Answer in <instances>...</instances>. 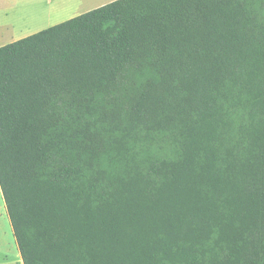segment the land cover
I'll return each mask as SVG.
<instances>
[{
	"label": "trees",
	"instance_id": "obj_1",
	"mask_svg": "<svg viewBox=\"0 0 264 264\" xmlns=\"http://www.w3.org/2000/svg\"><path fill=\"white\" fill-rule=\"evenodd\" d=\"M0 189L24 264H264V0H117L0 47Z\"/></svg>",
	"mask_w": 264,
	"mask_h": 264
},
{
	"label": "crops",
	"instance_id": "obj_2",
	"mask_svg": "<svg viewBox=\"0 0 264 264\" xmlns=\"http://www.w3.org/2000/svg\"><path fill=\"white\" fill-rule=\"evenodd\" d=\"M115 1L117 0H102L101 2H99V0H0V12L7 13L8 11H12L21 7L22 11L28 12L30 14L29 16L31 22H42L43 25L47 24L49 25L48 28H51L53 27L51 26V20L53 19L54 14L53 8L56 5L60 7L58 10L61 12H66L68 7H76L79 11L78 15H82ZM72 18H69V20ZM2 28H4V26L0 25V29ZM3 210L4 214L0 213V264H24L20 251L18 252L17 249L12 250L14 257L12 260H7L5 246L2 245L1 247L2 238L5 239L7 231L5 203ZM12 248L15 247L12 245Z\"/></svg>",
	"mask_w": 264,
	"mask_h": 264
},
{
	"label": "rangeland",
	"instance_id": "obj_3",
	"mask_svg": "<svg viewBox=\"0 0 264 264\" xmlns=\"http://www.w3.org/2000/svg\"><path fill=\"white\" fill-rule=\"evenodd\" d=\"M101 1L102 0H99V2ZM58 8L60 7L57 5L53 8L54 14L53 19L51 20V26H55L65 21H68L69 18H75L77 16H80L78 15L79 11L76 7H68V10H66V12H61L58 10ZM29 15L30 14L28 12L22 11L21 7L12 11H8L7 13L0 12V25L4 26V28L0 29V47L16 42L48 28L49 25H43L42 22H31ZM4 203V198L0 189L1 214H4ZM5 215L7 219V231L5 239L2 238L3 242L1 241V247L2 245L5 246L7 260H12L14 257L12 250L17 249L19 252V249L13 234L12 226L10 224L7 211L5 212ZM12 245L15 248H12Z\"/></svg>",
	"mask_w": 264,
	"mask_h": 264
}]
</instances>
